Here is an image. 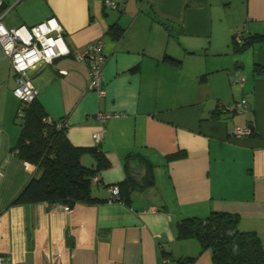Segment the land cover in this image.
Listing matches in <instances>:
<instances>
[{
    "label": "crops",
    "instance_id": "obj_1",
    "mask_svg": "<svg viewBox=\"0 0 264 264\" xmlns=\"http://www.w3.org/2000/svg\"><path fill=\"white\" fill-rule=\"evenodd\" d=\"M1 1L6 29L55 18L71 52L101 41L106 61L103 98L89 89L85 61L62 57L29 73L69 143L97 150L99 159L84 153L80 162L98 169L92 195L104 202L9 207L39 171L14 150L20 102L0 49V260L212 264L197 240L176 238L178 222L212 212L237 215L238 229L264 246V74L254 72L264 68V41L241 52L234 42L264 37V0ZM241 100L245 112L225 111ZM98 113L110 117L100 123ZM110 186L128 202L113 199Z\"/></svg>",
    "mask_w": 264,
    "mask_h": 264
},
{
    "label": "trees",
    "instance_id": "obj_2",
    "mask_svg": "<svg viewBox=\"0 0 264 264\" xmlns=\"http://www.w3.org/2000/svg\"><path fill=\"white\" fill-rule=\"evenodd\" d=\"M263 41L262 36H250L234 47L241 52ZM165 60L168 61V58ZM254 72L264 74V68L255 65ZM201 80L204 81V78ZM46 118L43 106L37 99L23 108L19 123L21 129L14 150L20 159L36 166L39 175L24 185L9 207L46 203L71 208L77 204L90 206L103 203L104 200L92 195L94 185L91 178L98 175V169L84 167L80 162L84 153L99 159L97 150L72 146L65 135V123H47ZM60 122L65 126L59 128L57 123ZM118 189V200L124 198L127 203L129 196L123 197L120 187ZM238 222L237 215L224 212H212L204 219L186 218L177 223L176 238L197 240L202 250L210 251L212 264H264V246L260 237L255 232L240 231ZM173 259L176 264H193L195 261V258ZM0 264L11 263L2 259Z\"/></svg>",
    "mask_w": 264,
    "mask_h": 264
},
{
    "label": "built area",
    "instance_id": "obj_3",
    "mask_svg": "<svg viewBox=\"0 0 264 264\" xmlns=\"http://www.w3.org/2000/svg\"><path fill=\"white\" fill-rule=\"evenodd\" d=\"M115 8L114 4H109ZM2 1L0 0V8ZM0 16V49L3 56L8 60L10 70L15 80L13 95L19 100L20 107L17 108L16 117H23V108L32 103L37 98V90L33 87L29 73L39 66L52 65L53 62L62 57H71L77 61H85L90 72L89 89L99 98L105 96L102 80V68L106 57L102 53V42L90 43L82 53L71 52L64 39V31L55 18H50L34 26H20L14 29H6L1 22ZM237 43H241L239 35L234 36ZM226 112L242 113L247 109L244 100L233 103L224 108ZM110 115L98 113L96 119L103 123ZM45 122L50 123L48 118ZM59 128L64 127V123H57ZM235 134H249V130L235 128ZM92 139L99 142L101 136L94 134ZM98 182V175L91 178V184ZM109 193L113 199H118L119 189L117 186H110ZM64 210H70L68 206Z\"/></svg>",
    "mask_w": 264,
    "mask_h": 264
},
{
    "label": "rangeland",
    "instance_id": "obj_4",
    "mask_svg": "<svg viewBox=\"0 0 264 264\" xmlns=\"http://www.w3.org/2000/svg\"><path fill=\"white\" fill-rule=\"evenodd\" d=\"M16 121H17V123H20V119H17Z\"/></svg>",
    "mask_w": 264,
    "mask_h": 264
}]
</instances>
